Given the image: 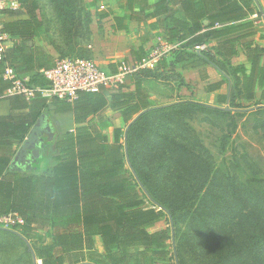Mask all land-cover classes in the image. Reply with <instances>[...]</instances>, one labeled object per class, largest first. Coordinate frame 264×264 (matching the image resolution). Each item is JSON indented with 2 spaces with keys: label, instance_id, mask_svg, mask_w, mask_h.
I'll list each match as a JSON object with an SVG mask.
<instances>
[{
  "label": "trees",
  "instance_id": "1",
  "mask_svg": "<svg viewBox=\"0 0 264 264\" xmlns=\"http://www.w3.org/2000/svg\"><path fill=\"white\" fill-rule=\"evenodd\" d=\"M54 1L71 23L77 22V28L90 25L91 14L85 12L84 0ZM126 1L128 5L133 3ZM136 1L139 6L144 4L140 3L142 0ZM248 1L156 0L151 12L140 8L138 13L153 21L150 29H162L165 42L177 46L171 52V60L162 58L153 69L138 70L131 91L125 85L102 87L95 93H78L70 103L47 100L39 93L30 100L19 95L5 96L11 86L2 77L5 68H11L17 77H28L33 86L47 89L49 82L40 70L50 69L55 59L41 44L45 31L32 0H21L22 10L17 11L20 13L2 14V32L13 43L0 57V218L15 215L22 220L21 225L13 227L31 244L39 264H186L179 252L182 239L177 238L179 222L186 223L188 232L194 235L204 233L212 237L220 249L215 262L238 259L235 262L248 263L246 255L252 254V249L243 250L245 244L239 233L246 212L261 217L256 224L262 232L258 244L263 245V253L258 255L261 260L252 262H264L263 192L250 190L246 200L230 199L218 191L223 187L220 181L214 184V179L206 191L208 195L200 196L204 185L192 188L190 175L183 169L179 177L186 191L180 198L166 200L162 198L159 183L165 174L175 173L169 160L173 151L156 153V162L151 166L134 148L138 143H167L166 132L173 131L164 125L188 126L185 120L199 113H211L229 121L231 131L226 130L221 137L224 151L243 119L264 118L263 107L256 104V109L249 111L234 105L233 99L228 110L191 101L154 106L144 86L146 80L183 84L182 71L198 69L209 59L207 50L194 52V47L207 45L219 37L225 28L215 25L239 19L242 12L236 4ZM17 15L21 16L15 19ZM90 34L87 28L86 35ZM131 54L133 62H140L145 51L139 48ZM63 57L66 56L57 58ZM107 110L120 115L125 130L129 126L126 154L125 131L114 128L111 142L104 134L110 123L101 114ZM62 116L68 118L59 120ZM158 124L163 127L157 129ZM48 132H52L51 137ZM31 135L34 142H41L42 157L34 164V171L23 173L14 162ZM185 145L183 142L182 147ZM184 162L193 167L192 158H182ZM221 163L222 167L213 170L215 177L217 174L227 177L231 191L237 194L240 184L232 166H226L225 161ZM256 179L259 184L264 183V173ZM163 221L169 227L154 229ZM0 232L16 235L15 231L3 228ZM224 247L232 252L225 255ZM86 259L90 262H85Z\"/></svg>",
  "mask_w": 264,
  "mask_h": 264
},
{
  "label": "rangeland",
  "instance_id": "2",
  "mask_svg": "<svg viewBox=\"0 0 264 264\" xmlns=\"http://www.w3.org/2000/svg\"><path fill=\"white\" fill-rule=\"evenodd\" d=\"M32 1L38 20L45 31V38L42 41L44 46H51L52 48H50L55 51L56 56L76 54L93 59L88 46L95 44V41L94 38L92 39L91 34L90 36L86 35L87 28H90L89 26L77 28V22L71 23L68 16L62 9L58 8L54 0ZM84 3L85 12H90L89 2L84 0ZM20 16L17 15L14 18L16 19ZM81 17L82 22H84L83 16ZM147 47L149 51L153 47H158V44H148ZM117 61L131 62L127 58ZM135 80V74H130L125 78L123 84L129 89L133 86ZM159 89V85L156 84L149 86V91L152 93L150 101L154 106H160L169 102L163 99L161 101L162 97L159 96H168V92L174 90L169 84L164 85L161 91ZM101 115L110 123V127L104 130V134L110 142L113 138L114 128H120L122 132L125 131V126L118 113L107 110ZM66 118L68 117L62 116L59 120H65ZM263 119L256 117L243 119L234 131L232 139L225 145V149L222 151L223 140H221V137L226 133V130L231 131L229 121L215 114L199 113L194 115L191 120H185L188 126L183 123L181 127L179 125L173 127L164 125L166 129L173 131V133L166 132L169 135L167 143L163 144L159 142L158 145L138 143L134 147L135 153L152 166L156 162L154 158L156 153L173 151V155L169 157V160L175 173L165 174L159 183L162 198L166 200L180 198L181 194L186 191L187 187L180 182L179 177L183 169L190 175L189 180L191 181L192 188H199L204 185V188L200 190V196L204 194L208 195V192L206 193L209 190L208 186L215 179L214 184L220 181L221 183H219L223 187L220 190L218 189L219 192H224L230 199L246 200L250 197L248 193L250 190L256 189L258 194L264 193V183L261 181L262 183L259 184L256 179V177L259 179L261 172L264 173ZM158 127L162 128L163 125L158 124L157 129ZM121 142L123 144V140ZM183 142H186L184 147H182ZM187 157L192 158L194 162L193 167H188L185 165V162L182 164V158ZM222 161H225L226 166H232L231 170L233 174H236L235 176L240 184L237 188V194L231 191L232 188L227 182V177L222 174H217L216 177L214 175L213 170L217 167H222ZM257 171H260V174H256L255 176V172ZM11 221L13 222L14 220L11 219ZM258 221H261L259 214L246 212L241 220L242 227L239 228L241 239L246 245H243V250L252 249V254L247 253L246 255L250 261L248 263L235 262L238 259L234 262H215L214 257L220 254V249L216 245V242L212 240V237L204 233H196L194 235V232H188L187 224L184 222L176 224L177 238L182 237L181 244H179L180 255L186 261V264H264V262H252L254 260H261V257H258V255L263 253V245L258 244L262 233L260 227H257L256 223ZM166 227H169L168 222L165 223L163 221L158 223L154 229L158 230ZM3 229L19 232L11 224L4 226ZM169 231L171 232L172 229H169ZM96 242L98 249L101 250L100 242L98 240ZM28 244L31 247L29 242ZM223 249L225 255L232 252V250H228V247H224ZM85 262L90 261L86 259ZM0 264H34V259L27 251L26 244L22 239L11 233L0 232ZM36 264H39L38 260H36Z\"/></svg>",
  "mask_w": 264,
  "mask_h": 264
},
{
  "label": "crops",
  "instance_id": "3",
  "mask_svg": "<svg viewBox=\"0 0 264 264\" xmlns=\"http://www.w3.org/2000/svg\"><path fill=\"white\" fill-rule=\"evenodd\" d=\"M87 1L91 14L89 27L95 41L88 48L100 68L115 71L119 63L117 60L127 58L133 62L132 51L142 48L146 57L152 50L148 51V44L166 43L163 30L150 29L149 24L153 21L145 20L144 14L138 13L140 8L151 12L156 0H142L140 3L144 4L140 6L136 0L131 5L126 0ZM236 5L242 15L236 21L215 25V28L225 29L219 37L207 44L205 50L209 59H206V65L182 71L183 84L155 80L144 82L149 95H152L150 85H159L160 91L166 84L173 87L174 90L169 91L168 96H159L162 97L161 101H169L160 106L191 101L226 109L231 106L233 99L234 105H241L249 111L256 107L264 108V0H250L247 4ZM136 18H141V22L136 21ZM116 28L123 29L116 31ZM42 41L43 38L41 44L45 52L56 60L58 56L55 51L51 46H44ZM171 52L165 58L167 61L171 60ZM128 90H133V86ZM251 96L253 99L249 100ZM26 172L30 171L23 173Z\"/></svg>",
  "mask_w": 264,
  "mask_h": 264
},
{
  "label": "built area",
  "instance_id": "4",
  "mask_svg": "<svg viewBox=\"0 0 264 264\" xmlns=\"http://www.w3.org/2000/svg\"><path fill=\"white\" fill-rule=\"evenodd\" d=\"M22 10L21 0H0V57L12 45L11 38L2 32V14L6 11L17 12ZM176 45L160 43L140 62H119L115 71L111 72L100 68L95 60L77 55L57 58L54 65L41 74L49 82V88L40 89L29 83L28 77H17L11 68H5L3 79L11 82L5 96L19 95L30 100L36 93L44 99H59L73 102L78 93H95L102 87H116L124 85L125 78L135 74L138 70L152 68L162 58H166ZM207 45L195 46L194 52H202ZM11 219L14 221L12 222ZM11 224L21 225L22 220L15 215L0 218V228Z\"/></svg>",
  "mask_w": 264,
  "mask_h": 264
},
{
  "label": "water",
  "instance_id": "5",
  "mask_svg": "<svg viewBox=\"0 0 264 264\" xmlns=\"http://www.w3.org/2000/svg\"><path fill=\"white\" fill-rule=\"evenodd\" d=\"M226 110H228V108H226ZM234 111V110H232ZM135 120V119H134ZM133 122V121H132ZM131 122V123H132ZM129 127V126H128ZM128 127L126 128L125 132H124V152L126 154V132L128 130ZM29 139V138H28ZM32 142V140H29V141H25L24 145L26 144V146H28L30 143ZM42 150H43V146L42 144H38L37 147L34 149V151H32L31 153L28 152L26 154L29 155V158L27 160L24 161V165L21 166V171H31L33 168H34V163L38 160L41 159V153H42ZM127 158V157H126ZM127 160V159H126ZM171 222V221H170ZM17 236H19V238H21L25 244H26V247L28 249V251L30 252L32 258L34 259V264H36V259H35V255H34V252L32 251L30 245L28 244V242L23 238L21 237L18 233L14 232Z\"/></svg>",
  "mask_w": 264,
  "mask_h": 264
},
{
  "label": "flooded vegetation",
  "instance_id": "6",
  "mask_svg": "<svg viewBox=\"0 0 264 264\" xmlns=\"http://www.w3.org/2000/svg\"><path fill=\"white\" fill-rule=\"evenodd\" d=\"M51 133L50 134H49V132L47 133L49 135V137H51ZM29 140H32V142L28 146H26V144L21 146L19 153H18V156H17V159L14 162V165L19 167L20 169H21V166L24 165V161L29 158V155L26 153H28V152L31 153L32 151H34V149L37 147V145L41 143L40 141L34 142V135H31L27 141H29Z\"/></svg>",
  "mask_w": 264,
  "mask_h": 264
}]
</instances>
